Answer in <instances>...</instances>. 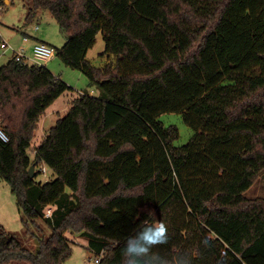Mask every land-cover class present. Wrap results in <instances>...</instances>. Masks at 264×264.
Returning <instances> with one entry per match:
<instances>
[{
	"label": "trees",
	"instance_id": "1",
	"mask_svg": "<svg viewBox=\"0 0 264 264\" xmlns=\"http://www.w3.org/2000/svg\"><path fill=\"white\" fill-rule=\"evenodd\" d=\"M25 1L27 21L53 16L66 36L55 57L100 94L73 99L30 160L40 119L72 88L42 65L0 66V179L24 226L53 208L35 253L0 231V264H65L66 233L103 251L97 264H264V197L244 195L264 175V0ZM98 34L101 66L86 58ZM39 165L54 178L36 184Z\"/></svg>",
	"mask_w": 264,
	"mask_h": 264
},
{
	"label": "rangeland",
	"instance_id": "2",
	"mask_svg": "<svg viewBox=\"0 0 264 264\" xmlns=\"http://www.w3.org/2000/svg\"><path fill=\"white\" fill-rule=\"evenodd\" d=\"M29 9H31V5L25 0H8L4 12L0 13V33L3 39L12 44L25 47L29 54H31L34 45L40 41L53 48L61 47L66 42V36L60 31L53 16L48 11L37 10L34 12L32 19L27 21ZM36 27L37 30H35ZM23 35L28 36L26 42H23ZM104 47L102 36L98 34L94 46L89 49V55L102 53ZM3 62H6V58ZM45 67L54 76L60 77L72 90H68L58 97L40 119L28 150L30 160H33L34 150L41 144L45 133L55 125L58 119L66 115L73 99L84 94V91L94 97H98L100 94L96 88L88 86L86 77L65 67L56 57L45 64ZM160 119L165 125L171 124L177 127L179 131L177 145L184 144L189 140L192 132L179 115L166 114L161 116ZM40 167V165L37 166L35 171L40 172L38 171ZM53 178L52 171L46 167V173L38 174L35 177V183L43 184ZM244 195L249 198L264 197V175L259 176ZM45 212L46 210L42 213V219L36 220L34 224L29 223L28 226H24V216L18 211L10 187L0 179V231L3 230L14 235L32 253H35L38 249L37 240L41 237V234L48 236L51 231L44 220ZM65 236L72 243V253L65 264H95L94 260L99 254H96L90 248L88 239L80 234L66 233Z\"/></svg>",
	"mask_w": 264,
	"mask_h": 264
},
{
	"label": "built area",
	"instance_id": "3",
	"mask_svg": "<svg viewBox=\"0 0 264 264\" xmlns=\"http://www.w3.org/2000/svg\"><path fill=\"white\" fill-rule=\"evenodd\" d=\"M6 4L4 1L0 3V13L4 12L6 8ZM37 28V27H36ZM28 38L25 36L23 37V42H26ZM14 58L18 62H22L24 64L31 63L35 65H42L49 63L55 57V49L43 42L36 43L31 51V54L27 52L25 47L19 46L14 47L9 42L3 39L0 33V66L4 63L3 61L8 58ZM0 139L3 141H7L6 136L2 132L0 128ZM41 167L38 169L40 173H46V166L40 165ZM45 212L46 217H51L52 214V207H47ZM103 256V251L99 253L97 258L94 260L95 264H97L101 257Z\"/></svg>",
	"mask_w": 264,
	"mask_h": 264
},
{
	"label": "crops",
	"instance_id": "4",
	"mask_svg": "<svg viewBox=\"0 0 264 264\" xmlns=\"http://www.w3.org/2000/svg\"><path fill=\"white\" fill-rule=\"evenodd\" d=\"M4 2L5 3H8V0H4ZM35 30H37V28L35 29ZM34 30V31H35ZM27 37L28 38V36L27 35H23V37ZM97 37V36H96ZM7 42H9V41H7ZM41 42V41H40ZM10 43V42H9ZM44 43V42H43ZM12 46H14V47H19V46H21V45H17V44H12V43H10ZM17 45V46H16ZM99 54H101V53H99ZM98 54V55H99ZM98 55H89V50L87 51V53H86V58L89 60V61H91L95 66H101L103 63H104V60L105 59H101V58H99V56Z\"/></svg>",
	"mask_w": 264,
	"mask_h": 264
},
{
	"label": "clouds",
	"instance_id": "5",
	"mask_svg": "<svg viewBox=\"0 0 264 264\" xmlns=\"http://www.w3.org/2000/svg\"><path fill=\"white\" fill-rule=\"evenodd\" d=\"M154 227H155L157 235L167 234V226L163 222H160L158 225H156Z\"/></svg>",
	"mask_w": 264,
	"mask_h": 264
},
{
	"label": "water",
	"instance_id": "6",
	"mask_svg": "<svg viewBox=\"0 0 264 264\" xmlns=\"http://www.w3.org/2000/svg\"><path fill=\"white\" fill-rule=\"evenodd\" d=\"M29 176L33 177L34 175V166H30L29 170H28Z\"/></svg>",
	"mask_w": 264,
	"mask_h": 264
}]
</instances>
